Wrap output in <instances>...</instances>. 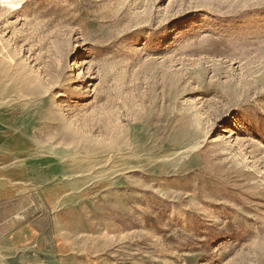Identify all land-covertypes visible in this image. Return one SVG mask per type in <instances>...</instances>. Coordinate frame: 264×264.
Wrapping results in <instances>:
<instances>
[{"label": "rangeland", "instance_id": "obj_1", "mask_svg": "<svg viewBox=\"0 0 264 264\" xmlns=\"http://www.w3.org/2000/svg\"><path fill=\"white\" fill-rule=\"evenodd\" d=\"M0 181L19 264H264V0H0Z\"/></svg>", "mask_w": 264, "mask_h": 264}, {"label": "crops", "instance_id": "obj_2", "mask_svg": "<svg viewBox=\"0 0 264 264\" xmlns=\"http://www.w3.org/2000/svg\"><path fill=\"white\" fill-rule=\"evenodd\" d=\"M0 183H2L0 181ZM5 184H8L9 182H4ZM1 189V187H0ZM2 192V191H0ZM1 197V196H0ZM11 213L8 212V214ZM12 214V213H11ZM3 221H6V218L2 219ZM0 223H1V218H0ZM50 246V242L48 239L44 238L43 239V252L45 253L47 248ZM35 254L31 255V256H26L23 258V260L21 258H15L14 256V250L11 248V246H8L6 242L2 243L1 239H0V264H14V262L16 263H28V262H32L33 260H35Z\"/></svg>", "mask_w": 264, "mask_h": 264}, {"label": "bare ground", "instance_id": "obj_3", "mask_svg": "<svg viewBox=\"0 0 264 264\" xmlns=\"http://www.w3.org/2000/svg\"><path fill=\"white\" fill-rule=\"evenodd\" d=\"M21 0H2V2L7 3L8 5L11 6H16L17 4L20 3Z\"/></svg>", "mask_w": 264, "mask_h": 264}]
</instances>
